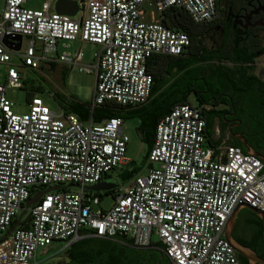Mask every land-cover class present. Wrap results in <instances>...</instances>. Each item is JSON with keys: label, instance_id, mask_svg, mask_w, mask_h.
Segmentation results:
<instances>
[{"label": "built area", "instance_id": "built-area-1", "mask_svg": "<svg viewBox=\"0 0 264 264\" xmlns=\"http://www.w3.org/2000/svg\"><path fill=\"white\" fill-rule=\"evenodd\" d=\"M26 2L4 0L0 17V65L8 66L0 83V264H42L39 249L47 255L60 244L56 255L84 239L115 238L139 250L160 244L170 264H239L224 230L238 206L264 212V164L239 147L208 146L205 118L190 103L173 106L159 120L146 170L117 189L108 210L99 207L102 192L87 190L128 163L124 121L94 123L93 110L146 104L153 83L148 60L188 53L189 37L153 13L179 9L206 25L216 19L215 0H87L80 19L50 12L49 2L39 10L25 8ZM12 34L25 39L18 51L15 41L12 49L2 42ZM77 41L99 46L93 64L81 63L82 51L58 54L59 42ZM13 56L31 70L57 61L92 74L89 119L52 111L39 97L25 113H13L7 92L21 88ZM52 187L59 189L26 211L29 227L8 232L24 204Z\"/></svg>", "mask_w": 264, "mask_h": 264}, {"label": "flooded vegetation", "instance_id": "flooded-vegetation-1", "mask_svg": "<svg viewBox=\"0 0 264 264\" xmlns=\"http://www.w3.org/2000/svg\"><path fill=\"white\" fill-rule=\"evenodd\" d=\"M215 3L216 19L200 30V54L196 56L191 48L188 55L190 60L206 59L181 73L180 90L190 104L205 113L217 141L224 146L241 145L238 137L243 136L249 147L264 157V135L256 131L264 122V0ZM231 239L264 255L262 219L241 208ZM157 256L159 264H169L165 256ZM237 259L239 264H247L238 255Z\"/></svg>", "mask_w": 264, "mask_h": 264}, {"label": "trees", "instance_id": "trees-1", "mask_svg": "<svg viewBox=\"0 0 264 264\" xmlns=\"http://www.w3.org/2000/svg\"><path fill=\"white\" fill-rule=\"evenodd\" d=\"M158 16L159 21L167 28L177 32L185 33L190 40L189 49L193 48L196 56L200 54V51L202 50L200 30L207 24H194L187 14L179 9H169L158 14ZM188 55L189 50L184 57L163 56L164 58L171 59L173 61V63L169 66V69L165 72L166 75L171 76V80L176 77V79L171 81L168 86L166 85L169 80L165 79L159 74H153L150 72L149 66L154 56L151 57L146 64L147 71L152 75L153 78L148 102L126 113L113 110L114 107L110 104L99 106L92 112L91 117L93 122L99 123L103 119L113 117L121 118L123 121L126 117L139 119L140 124L138 131L141 134L142 141L146 145V153L144 156V162H146L152 146L155 128L159 120L165 116L173 106L177 104L189 103L185 94L180 90V86L182 85L181 82L184 76L181 73H184L185 70L188 69L193 63H196L197 61H203L206 58L199 56L198 59L190 60ZM173 69H175L174 73H172ZM194 69L190 70L194 71ZM218 69L225 70L224 68ZM226 70H231V68ZM179 75L181 76L177 77ZM33 91H36L35 87L26 94V101L28 104L31 99L34 98L33 94L31 93ZM53 99L56 101L59 108H61L67 114L76 115L82 122H85L89 119L90 112L88 104H83L76 98H64L63 96L56 94H54ZM205 121L206 142L208 146L216 147L220 143L213 139L211 126L207 123L206 119ZM256 131L259 134L264 135V122L260 126L256 127ZM228 145L239 147L243 152H245L240 143ZM140 170V165H137L133 162H128L123 168L121 167L120 169H117V178L122 184L128 183L133 177L138 175ZM107 179L111 178L107 176L106 180ZM116 188L117 186L115 189L101 194L97 193V195L102 199L103 194H114V192L117 190ZM14 227L16 229H27L29 227V216L27 213H25L19 222H17L16 217L11 223L8 232H10ZM154 245L156 247L155 249H150L144 252L143 250L132 247L130 242L124 238H115L114 240L84 239L71 244L67 249L64 250L63 253L66 255V262H59L55 264H157V255H163V253L160 244ZM255 251L258 255H261V258L264 259V255L261 254L259 250ZM149 253L151 254V258L148 257ZM154 254L157 255L154 259H152Z\"/></svg>", "mask_w": 264, "mask_h": 264}, {"label": "rangeland", "instance_id": "rangeland-1", "mask_svg": "<svg viewBox=\"0 0 264 264\" xmlns=\"http://www.w3.org/2000/svg\"><path fill=\"white\" fill-rule=\"evenodd\" d=\"M50 1L55 2L56 0ZM45 3H47V0H27L24 7L32 10H39ZM3 8L4 0H0V17ZM145 12V18L148 20L150 11L145 9ZM153 14V17L159 21L158 14H155V12ZM24 44L25 39L23 40V45ZM64 47H66V49ZM57 48L59 52L58 54L66 53L70 57L73 56L74 53L82 51L84 56L82 60L83 65L93 64V55L99 51V46L97 45L78 41L67 43L59 42ZM36 54L39 55L40 53L37 51ZM11 66L19 74L20 82L22 84L21 89L9 90L7 92V97L12 103V111L15 114H23L27 111L28 102L26 101V94L34 87L36 91L31 92L33 97H39L44 105L55 112L59 111V106L53 99L54 94L63 96L64 98H76L83 104H89L91 101L94 88V76L92 74L87 75L57 61L56 63H53V65L42 64L37 71L31 70L21 66L15 56L11 59ZM7 68L8 66L0 65V83L3 81V76L5 75ZM139 124V119L126 117L122 129L124 134L129 138L125 157L128 162L140 165L141 170L138 174H142L147 168V163L144 162L146 145L142 141L141 134L138 131ZM124 166H120L118 169L121 167L123 168ZM108 176L116 181V189H124L128 184H122L117 178L115 172ZM44 190L45 188H42L40 191L42 192ZM112 198L113 194H103L102 199L100 198L101 204L99 207L103 210H108L113 204ZM61 249L62 246L57 243L53 245V248L47 253V255L42 254V250L39 249L36 258L38 261L42 262V264L66 262V255L63 252L54 255Z\"/></svg>", "mask_w": 264, "mask_h": 264}, {"label": "water", "instance_id": "water-1", "mask_svg": "<svg viewBox=\"0 0 264 264\" xmlns=\"http://www.w3.org/2000/svg\"><path fill=\"white\" fill-rule=\"evenodd\" d=\"M80 4H81L80 1H76V0H56V2L54 3V6H53V11H54V13H56L58 15H65V16H68L71 18H75L77 13L80 10V7H79ZM10 41H15L17 43L15 48H13V50L18 51L20 44L22 42V37L20 35H17V34L4 36V38L2 40L3 44L5 46H7L9 49H12ZM238 139L240 140L241 146L245 150V153L254 155L264 164V157L261 156L260 154L255 153L249 147V145L247 144V142L243 136H239ZM116 185H117V183L114 179H107L104 182H101L95 186L88 187L87 190L94 191V192H106V191L114 189L116 187ZM58 189H59L58 187H52V188L46 189V190L32 196L24 204L23 210L18 215L17 222H19L21 220V218L24 216L26 211L34 203H36L42 195H44L50 191H56ZM241 208H245V209L253 212L255 215L259 216L262 219V222L264 225V213L263 212H260L254 208L244 206V205L238 206L233 211V213L231 214V216L227 222V225H226L225 230H224V239L228 243V245L236 252V254L238 256L242 257L243 259H245L247 261V264H264V259L261 258L260 256H258L253 250H251L250 248H247L245 246H242V245L236 243L235 241H233L231 239V232L234 228V224L236 221L237 214ZM157 264H159V263L157 262Z\"/></svg>", "mask_w": 264, "mask_h": 264}, {"label": "crops", "instance_id": "crops-1", "mask_svg": "<svg viewBox=\"0 0 264 264\" xmlns=\"http://www.w3.org/2000/svg\"><path fill=\"white\" fill-rule=\"evenodd\" d=\"M76 1H80V5H79V7H80V10H79V12L77 13V15H76V17H75V19H80L81 18V16H82V8H81V5H82V3H85L87 0H76ZM47 2H49V10H50V12H54L53 11V6H54V3L56 2H51L50 0H47ZM149 17V16H148ZM23 42V41H22ZM84 57V56H83ZM82 60H83V58H82ZM56 63V62H55ZM81 63H82V61H81ZM173 63V61L171 60V59H167V58H164L162 55H157V56H154V58H153V60H151V62H150V66H149V70H150V72L151 73H153V74H159L160 76H162V77H164L165 79H167V80H169V82L167 83V85L166 86H168L170 83H171V81H173L174 79H176V77L173 79V80H171V76H169V75H166V71L169 69V66L171 65ZM46 65H53V63H51V64H46ZM68 66V65H67ZM70 67V66H69ZM175 72V69H173L172 70V73H174ZM177 77H179V76H177ZM21 87H22V84H21ZM21 89V88H20ZM110 105H112L114 108H113V110H117L118 112H121V113H126V112H128V111H131V110H133L134 108H119V107H117L116 105H114V104H110ZM116 118H118V117H116ZM213 139L214 140H216V138H214L213 137ZM217 141V140H216ZM219 142V141H218ZM220 144L219 145H222V146H224L223 144H221V142H219ZM228 145V144H227ZM227 145H225V146H227ZM230 146H232V145H230ZM115 189V188H114ZM103 193V192H102Z\"/></svg>", "mask_w": 264, "mask_h": 264}]
</instances>
